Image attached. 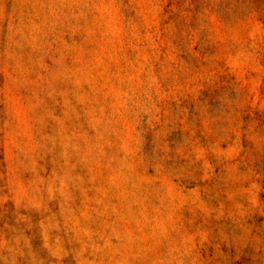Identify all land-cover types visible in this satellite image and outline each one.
<instances>
[{"label":"rangeland","instance_id":"1","mask_svg":"<svg viewBox=\"0 0 264 264\" xmlns=\"http://www.w3.org/2000/svg\"><path fill=\"white\" fill-rule=\"evenodd\" d=\"M0 264H264V0H0Z\"/></svg>","mask_w":264,"mask_h":264}]
</instances>
